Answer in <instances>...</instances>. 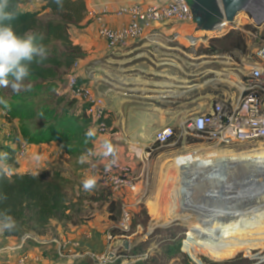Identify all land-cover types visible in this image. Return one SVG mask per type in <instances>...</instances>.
I'll list each match as a JSON object with an SVG mask.
<instances>
[{"label": "rangeland", "instance_id": "1", "mask_svg": "<svg viewBox=\"0 0 264 264\" xmlns=\"http://www.w3.org/2000/svg\"><path fill=\"white\" fill-rule=\"evenodd\" d=\"M255 11L257 10L254 9V13L239 12L233 23L225 22L226 24L221 28H219V24L215 29L205 31V34L212 37L219 36L232 28L243 30L244 26H251L250 31L245 32L248 46L246 58L249 65L256 60L255 52L264 43V20L260 21L264 17L259 16L260 18H258ZM193 14V24L196 28H199L197 17H200V14L198 10H195ZM252 15H254V18ZM207 44L208 42L204 45L202 43L192 45L191 42H184L181 55L178 54L173 61H169L164 66L161 65V62H157L158 69L168 72L167 75H162L161 78L155 80L160 84L155 88L157 94L163 95L176 92L179 97H177V100L188 99L191 101L200 92L206 90L205 86L211 88L214 82L217 84L214 86H232L229 88L236 90L241 79L238 82L233 81L231 65L228 62H231V60L240 62V58L245 54L233 51L232 53L212 56H197L195 50L199 48L198 46H206ZM135 77L137 79H133ZM135 77H132L129 81L128 89L125 92H127L126 94H132L130 98L132 104L141 106L144 102L143 96H145L146 88L147 90L150 88L144 87L143 79L148 77L144 73V65L141 69L135 71ZM80 80L85 81L82 77H80ZM108 81L110 82L107 85L112 86L111 79H108ZM24 84L28 85L27 78ZM129 88L134 89V91L131 93ZM215 91L219 92L218 89ZM14 93L17 92H13L10 87L0 88V98L7 101L11 97L14 99ZM19 93H24L25 99L32 101L35 105L41 104L44 106L54 105L60 97L65 98V102L75 99L67 90V80L60 84L55 92H46L42 89L35 96H29L31 95L30 90H21ZM79 106V103H77L75 109ZM193 112L187 111L189 113L187 119L204 113L206 110ZM32 125L30 124V126ZM179 128L177 127L176 130ZM20 139L19 122L17 120L10 121L5 115L3 106L0 105L1 167L6 169L9 168V165L14 167L16 156H9L6 154V150L10 149L11 146L16 148L18 143H15ZM142 154L145 156L144 152ZM160 154L162 156H159ZM213 154H217L215 158L221 161L220 165L211 164L209 161L201 166H187L180 163V160L185 156L210 159ZM238 159L239 162L236 161ZM142 160L137 165L140 171L132 173L131 170L130 173L138 182V191L134 194L123 195V197L129 195L130 203H128V207L132 213V229L129 234L131 248L137 246L142 248L141 252L136 255L147 254L146 259H148L159 250L162 244L176 242L181 239V252L186 254L188 259L179 256L169 264H184L189 260L190 264H207V262H225L238 257L249 260L251 264H264V198L246 205V207L251 208L254 205L256 210L240 215L230 216V213H228L227 217L215 221L210 214L218 205L213 195L221 200L229 195L236 194L239 190L248 189L259 183L254 180L247 181L244 184L237 183L238 180L236 181V179H240L241 175L243 176L242 172L250 169L249 165L264 162V141L223 147L211 142L196 140L192 137L174 138L170 144L163 147H156L154 144L151 154L147 158H142ZM92 166H95L94 163ZM36 171L38 170L35 169ZM45 173V171H40L36 174ZM51 174L60 176L58 171ZM60 178L69 198L80 196L79 202L75 206V212L77 213L72 212L74 213L72 216L76 219L79 215L89 216V208L81 201V198L84 197V191L81 187L77 192H70L65 185L64 178L62 176ZM227 180L231 181L230 185H228ZM103 190L105 195L106 192L107 195L111 193L107 188ZM245 204L246 202H242L240 205ZM120 212L121 210L118 209L116 213L118 218ZM114 228L117 229L116 223L108 227L106 234ZM2 238L0 232V242ZM50 238L63 240L56 234H52ZM19 243L20 241L15 239L7 245ZM208 243L214 245V252L208 249ZM33 246L31 247L33 248ZM31 251H34V248ZM52 258L56 260L54 256ZM81 260H84L81 262L82 264H94L89 257ZM131 260L128 259L127 264L135 262Z\"/></svg>", "mask_w": 264, "mask_h": 264}, {"label": "crops", "instance_id": "2", "mask_svg": "<svg viewBox=\"0 0 264 264\" xmlns=\"http://www.w3.org/2000/svg\"><path fill=\"white\" fill-rule=\"evenodd\" d=\"M23 1L24 7L31 11L41 9V0ZM84 1L88 8L87 17L80 28L74 27L70 30L74 43L82 47L84 58L77 62L72 72L82 77L90 88L104 98L108 109L107 123L110 128L105 133L97 131V136L93 140V152L99 150L101 138L109 139L116 148L117 161L129 164L132 173L139 172L137 165L140 163L139 161H143L142 158H147L148 150L154 145V135L157 130L165 126L180 127L187 120L189 115L187 111L199 112L203 109L208 111L214 101L237 97V88L233 90L229 88L232 86H214L217 85L215 82L214 85L210 84L211 88L205 86L206 90L200 92L191 101L188 99L177 100L176 92L157 94L155 88L160 84L155 80L168 73L166 70L158 69L157 62H161V65L164 66L169 61H173L178 54L181 55L184 42H190L189 36L196 38L197 45L199 43L204 45L212 37L206 36L205 31L196 28L193 23L177 24L169 21L151 24L145 29L141 38L131 40L127 47L119 50H110L106 41L99 37V17L108 26L121 28L130 21L127 15L117 14L121 6L135 1L144 4H159L163 0ZM255 9L257 16L264 15V8L261 7L258 0H256ZM46 13L48 10L44 12V14ZM252 16L254 17V15ZM198 47L200 48L201 45ZM197 49L195 50L197 56H209L200 55L197 53ZM246 57V55L241 57L240 62H235V60L228 62L231 65L234 82H238L248 73L249 61ZM142 65H144V73L148 76L143 79L144 87L150 88L148 90L146 88L145 96H143L144 106H137L131 102L132 94H126L125 90L128 89L127 86L132 77H135V71L141 69ZM147 78L150 79L147 80ZM108 79H111L112 86L107 85L110 82ZM133 79H137V77ZM210 81L212 82L211 79ZM217 89L219 92L215 91ZM129 91L132 93L134 89L129 88ZM78 103L80 105L78 112H80V109L84 107L80 101ZM93 127L89 125V128ZM11 147L14 149V146ZM143 152L145 156L142 154ZM80 156L68 155L57 142L29 145L23 157L16 155L14 167L8 173L36 174L45 171V174L52 175V172L58 171L70 192H77L80 187L84 191L83 179L87 176H95L97 178L96 187L90 192L84 191V197L81 198V201L89 208V216L79 215L75 224L69 221H53L47 230V235L42 237L49 238L52 234L59 235L62 239L69 241L71 251H76L75 248L79 246L78 251L81 252H102L107 245V229L115 223L109 220L108 202L105 198L101 203L92 198L99 196L103 189H109L104 183L103 176L107 170V163L112 158L93 155L89 157L88 162L82 164L78 162ZM88 164H90L89 167ZM35 169L38 171L35 172ZM79 198L78 195L70 199L76 202ZM112 198L120 201L124 199L130 203L129 195L123 197L112 193ZM1 235L3 238L0 244L3 246L17 238L4 237L2 232ZM33 248L34 251L31 252L34 254L47 250L43 247L33 246ZM33 248L31 247L30 250ZM45 253L47 257H45L44 264H82L81 262L84 261L72 259L75 252H70L73 253L71 257L63 260H52V251L47 250L43 254L45 255Z\"/></svg>", "mask_w": 264, "mask_h": 264}, {"label": "trees", "instance_id": "3", "mask_svg": "<svg viewBox=\"0 0 264 264\" xmlns=\"http://www.w3.org/2000/svg\"><path fill=\"white\" fill-rule=\"evenodd\" d=\"M17 13L14 27L18 33L33 32L38 42L46 46L48 56L40 63L30 65V75L27 77L31 84L29 96H35L42 89L55 92L60 84L68 80L74 65L84 58L82 47L72 40L70 30L80 28L85 21L88 8L84 0H64V10L58 9L54 0H41V9L31 11L24 7L23 0H10ZM48 10V13L44 12ZM251 26L246 25L243 30L232 28L224 34L209 38L206 46L197 49L200 55H219L239 51L248 53L245 32ZM42 37V39H40ZM82 81V80H81ZM85 82V81H82ZM8 100L10 110L4 109L10 121L19 122V137L29 145L57 142L65 153L70 156H80L93 150V138L85 134L89 129L90 119L84 108L75 106V99L65 102L60 97L54 105H35L25 99L24 93H14ZM17 98V99H15ZM84 107V106H83ZM75 109V110H74ZM30 124H33L30 126ZM106 124L108 126L107 120ZM177 129V128H175ZM19 140L15 143L17 144ZM17 149L11 147L6 150L9 156H16ZM15 160V159H14ZM0 166V213L7 212L16 221V228L3 231L4 237H21L27 233L38 236L47 235V230L53 221H69L73 224L78 219L72 215L75 212L74 202L66 193L60 176L48 174L13 173L10 168ZM110 190V189H109ZM103 193V194H102ZM6 197V198H5ZM103 198L108 202L109 220L116 223L119 218L117 210H121L122 202L112 198V192L106 195L104 190L92 199L101 203ZM77 212H75L76 214ZM145 213V212H144ZM118 235L117 229L110 231ZM208 249L214 252V245L208 243ZM206 247V248H207ZM141 246L131 248L129 253L139 254ZM160 252V253H159ZM124 254L128 255L127 251ZM47 257V254L45 253ZM179 256L187 255L181 252V239L176 242L162 244L154 254L146 260H136L133 264H169ZM116 264H121L118 261ZM184 264H190V260ZM207 264H251L247 259L238 257L225 262H207Z\"/></svg>", "mask_w": 264, "mask_h": 264}, {"label": "built area", "instance_id": "4", "mask_svg": "<svg viewBox=\"0 0 264 264\" xmlns=\"http://www.w3.org/2000/svg\"><path fill=\"white\" fill-rule=\"evenodd\" d=\"M258 2L264 8V0H258ZM117 14L127 15L130 19L129 23L121 28H112L105 24L101 17L98 18L99 37L106 41L110 50L127 47L131 40L141 38L145 29L151 24L169 21L184 24L193 23L194 20L188 0H163L159 4L135 1L121 6ZM262 20L264 18L260 21ZM189 40L192 45L197 43L193 36H189ZM255 54L257 58L255 62L248 65V73L240 80L237 86L238 95L235 99L225 98L215 101L210 110L187 119L178 130L173 126H165L157 130L154 135L156 147L166 146L174 138L187 137L223 147L264 141V43L258 47ZM76 65L77 63L74 67ZM67 89L73 98L83 104L84 111L90 119V125L94 126L98 133L109 131L110 128L106 124L108 109L104 98L82 82L75 72L68 75ZM28 148L29 144L21 138L16 147L17 157H23ZM151 151L152 148L148 150L147 157ZM131 170L129 164L117 161L115 165L107 168L103 176L104 183L114 194L120 196L134 194L138 191V182L130 175ZM121 202L120 218L116 222L119 233L116 236L111 232L106 234L107 245L102 252L71 251L70 243L65 239L43 238L27 233L16 238L20 241L19 244L4 246L0 244V264H44L46 256L43 253L47 250L52 251L56 260L68 259L73 254L70 252H75L72 259L89 257L94 264H115L118 261L121 264H127L128 259H132L131 261L146 259L147 254H124V251L129 253L131 250L129 234L132 229V213L128 203L124 199ZM125 242H128V248L124 247ZM32 245L47 248V250L45 249L43 253L38 250L39 252L34 254L29 249ZM78 247L75 250L79 249Z\"/></svg>", "mask_w": 264, "mask_h": 264}, {"label": "clouds", "instance_id": "5", "mask_svg": "<svg viewBox=\"0 0 264 264\" xmlns=\"http://www.w3.org/2000/svg\"><path fill=\"white\" fill-rule=\"evenodd\" d=\"M59 10H64V0H54ZM17 13L10 0H0V88H11L13 92L30 90L31 84L25 85L24 81L30 75V65L40 63L48 56L46 46L38 42L37 35L31 31L18 33L14 27ZM42 39V37L40 38ZM0 105L10 110L8 101L0 98ZM88 138L97 136L96 128H89L85 134ZM97 155L104 158L111 157L107 167L117 163L116 148L109 139L101 138L99 150L89 151L78 158L79 163L88 162L89 157ZM38 159V158H37ZM97 184L95 176H87L82 181L86 192L92 191ZM6 198V197H5ZM16 228V221L7 214L0 213V232L11 231Z\"/></svg>", "mask_w": 264, "mask_h": 264}, {"label": "bare ground", "instance_id": "6", "mask_svg": "<svg viewBox=\"0 0 264 264\" xmlns=\"http://www.w3.org/2000/svg\"><path fill=\"white\" fill-rule=\"evenodd\" d=\"M225 25V22L220 24L219 28ZM217 154H213L210 159L203 158L198 159L191 156H185L180 160V163H184L185 165L189 166H201L205 162L209 161L211 164H217L220 165V160H217L215 158ZM239 162V159L236 160ZM250 169H248L246 172H242L243 176L241 175V178L245 177L243 180H240L239 178L237 183H246L247 181L254 180L256 185H253L249 187L248 189L239 190L236 194L229 195L225 198L217 199L216 196L213 195V198L218 202V205H216L215 209L210 213L211 217L216 221L219 218L227 217L228 213H230V216L233 215H240L245 212L256 210L253 205V208L246 207L247 204L254 203L257 199L264 198V162L259 163L256 162L255 165H249ZM192 169V168H191ZM259 175V177H257ZM233 180V179H232ZM228 185L231 183L230 180H227ZM232 185V184H231ZM229 187V186H228ZM212 197V196H211ZM242 202H246L245 205H240ZM233 213V214H232Z\"/></svg>", "mask_w": 264, "mask_h": 264}, {"label": "water", "instance_id": "7", "mask_svg": "<svg viewBox=\"0 0 264 264\" xmlns=\"http://www.w3.org/2000/svg\"><path fill=\"white\" fill-rule=\"evenodd\" d=\"M193 13L198 10L197 25L203 31L213 30L217 25L233 23L239 12L254 13L256 0H188ZM125 248L129 247L125 242Z\"/></svg>", "mask_w": 264, "mask_h": 264}]
</instances>
